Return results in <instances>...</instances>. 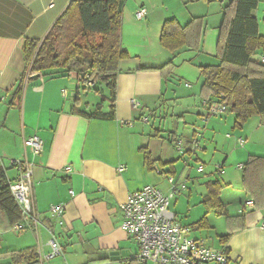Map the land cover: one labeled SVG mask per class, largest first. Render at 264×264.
I'll list each match as a JSON object with an SVG mask.
<instances>
[{
	"label": "crops",
	"instance_id": "0c3cea01",
	"mask_svg": "<svg viewBox=\"0 0 264 264\" xmlns=\"http://www.w3.org/2000/svg\"><path fill=\"white\" fill-rule=\"evenodd\" d=\"M70 1L0 0V167L5 168L8 180H14L18 168L12 160L23 158L26 152L32 163V196L38 215L36 224L28 221L23 231L16 232L0 210V264H137L134 255L138 252V244L122 228L120 205L131 192L147 184L168 194L169 175L177 183L185 184V189L170 199L169 209L177 222L191 229V237L202 238L208 246L224 249L229 264H264V206L255 207L253 198L242 185V167H238L250 155L264 157V114L250 117L241 128L234 127L235 116L230 111L222 116L209 115L208 105L217 98L204 97L200 92L199 66L207 63H202L201 56H193L192 49L171 52L159 42L165 20L174 18L184 25L192 17H202L203 33L199 49L195 51L210 52L216 57L222 7L229 0H220L219 15L212 25L207 18L205 21L207 11L201 13L200 9L189 15L183 14L181 21L174 15L168 17L170 8L166 0H153L150 9L140 3L132 5L133 19L144 27L146 35L129 43L128 40L136 38L135 34L126 32L125 37L121 26V46L129 56L118 65L113 119L89 118L78 113L77 108L86 113L94 110H82L76 105L77 87L73 103L68 105L69 93L62 89L68 80L62 82L50 76L28 80L21 96L11 98L13 88L25 70L24 40H42ZM190 1L196 0H183V3ZM261 2L264 0L259 1L253 14L258 31L263 34L264 15L259 19L258 13ZM139 8L146 10L142 19L135 16ZM183 51L186 56L195 57V63L191 58L176 61ZM263 55L259 51L252 58L259 60ZM169 60H172L173 68L166 77L155 69H142L160 66ZM70 74L80 79L75 73ZM176 76L188 81L183 83L187 91L179 93L174 87ZM85 84L100 87L91 81ZM102 97L101 111L108 112L110 99ZM167 102L172 103L174 109L170 114L171 130L164 134L156 125L169 116L159 112ZM173 119L177 121L176 132L180 122L190 124V129L182 128L178 136L173 131ZM199 120L201 128L195 125ZM32 134L42 140V149L37 154L23 145V138ZM238 138L244 140L242 145L237 143ZM193 139L197 145L193 144ZM233 146L235 150L232 151ZM195 148L201 154L197 155ZM145 151L154 161L152 169L147 168ZM216 152L221 157L212 172L219 178H208L206 182L217 180L222 185L220 197L225 214L208 212V226L200 227L193 224L201 215L198 219L185 216L182 220L179 214L183 212L179 201L183 205L186 203L190 211L192 189L200 190L191 182V173L186 169L189 159L185 157L195 156L205 164L202 154L208 157L206 160H214ZM217 165L221 166V173L216 169ZM67 166L69 171L65 170ZM119 167L123 170L119 171ZM200 183L198 180V185ZM196 196L202 203L201 192ZM58 203L64 204L62 225L49 210L51 205ZM199 209L201 214V207ZM196 229L208 231L206 235H200ZM226 234L227 241H220V236ZM52 238L60 243L62 255L46 258L51 251L49 240Z\"/></svg>",
	"mask_w": 264,
	"mask_h": 264
},
{
	"label": "trees",
	"instance_id": "16d2710c",
	"mask_svg": "<svg viewBox=\"0 0 264 264\" xmlns=\"http://www.w3.org/2000/svg\"><path fill=\"white\" fill-rule=\"evenodd\" d=\"M125 1L71 0L42 40L25 39L22 46L25 70L13 88L12 100L21 96L28 80L52 77L56 73L51 70L62 68L66 73H75L80 79L108 89V112L101 111L104 99L101 97L93 112L86 113L77 108L78 113L89 118H115L118 65L129 56L121 46ZM259 1L229 0L223 5L216 44L218 63L199 66L202 96L212 95L217 98L216 102L225 103L234 113L235 128H241L252 116L264 114V62L252 58L259 51L264 54V33H259L253 14ZM203 27L202 17H192L184 25L174 18L167 19L162 25L160 45L171 52L181 48L198 50ZM172 68V60H169L160 66L142 69H155L166 77ZM145 162L148 169L153 168L154 161L148 151H145ZM241 167L243 187L253 198L255 207L264 206V157L250 155ZM8 181L5 168L0 167V210L12 226L21 218V212ZM205 185L207 191L202 204L206 212L193 224L200 227L208 226V212L225 214L220 197L222 185L217 180L207 181ZM227 237L228 234L220 236V241H227ZM30 257L33 256L30 254Z\"/></svg>",
	"mask_w": 264,
	"mask_h": 264
},
{
	"label": "built area",
	"instance_id": "2783aa9c",
	"mask_svg": "<svg viewBox=\"0 0 264 264\" xmlns=\"http://www.w3.org/2000/svg\"><path fill=\"white\" fill-rule=\"evenodd\" d=\"M145 8H139L135 16L137 19L145 17ZM264 62V55L259 57ZM225 103L211 101L208 105L209 115L222 116L228 113ZM244 140L237 139L242 145ZM193 144L197 145L196 139ZM24 147H29L33 154L42 149V140L37 134L23 138ZM18 168L17 177L8 181V187L21 212V218L12 224V230L23 231L28 226V221L38 222V215L33 204L32 196V163L28 160L26 152L23 158L12 160ZM242 165H238L241 167ZM216 169L222 172L221 166ZM66 171L70 167L65 168ZM118 170H123L119 167ZM198 171L203 170L199 165ZM170 185L168 194H163L154 185L147 184L131 192L126 201L121 203L122 228L134 238L138 244V252L134 255L137 264H225L229 262L228 254L222 248L208 246L202 238L190 236L191 229L181 225L175 220V215L169 209L170 199L181 189L184 183H177L173 176H167ZM74 194L72 190L69 191ZM50 212L57 222L63 224L64 204L58 203L50 206ZM264 226V223H263ZM51 251L46 258L62 255L60 243L52 238L49 240Z\"/></svg>",
	"mask_w": 264,
	"mask_h": 264
},
{
	"label": "rangeland",
	"instance_id": "374dc122",
	"mask_svg": "<svg viewBox=\"0 0 264 264\" xmlns=\"http://www.w3.org/2000/svg\"><path fill=\"white\" fill-rule=\"evenodd\" d=\"M152 1L153 0H128L125 4V8L123 10V12H125V23L124 20L122 18V28H123V32H124V36L126 37V32H129L130 34H135L134 37L136 38H131L130 40L124 39L125 41H129V43H132L133 41L137 40V37H145L146 35V30L144 29V27H142L141 25L137 24L134 19H133V12L131 11V7L133 4L137 5L143 4L145 7H151L152 5ZM167 3L169 4V8L170 10L167 12L168 17H176L177 19H182L183 14L185 15H189V13L191 12H195L197 10L200 9L201 13H205L207 11V16L205 17V21L206 18L209 20V25H212L213 22L215 21V17H217L219 15V9H220V0H207L206 3H203L201 1L198 2L196 1H190V2H184L183 0H166ZM186 1V0H184ZM260 7L258 9V13H259V19H262L263 11H264V3H260L259 4ZM137 8V7H136ZM123 16V15H122ZM179 17V18H178ZM181 17V18H180ZM181 21V20H180ZM260 26H263V20L260 21ZM133 37V36H132ZM157 42V39H156ZM156 46H158V42L156 43ZM135 47V46H134ZM134 48H132L133 50ZM153 49V48H152ZM191 54H193V56H201V60L203 61L202 63H211V64H216L218 63V59L217 57H215L214 55H211L210 52H204V51H200L201 53H197L195 50L192 49V51H190ZM198 54V55H197ZM259 57V56H258ZM183 58H188V59H192V61L195 63L196 59L195 57L191 56H186V53L183 51L181 53V57L176 60V61H180ZM183 63V62H182ZM51 71H55V75L52 76V78L56 79V80H62V82H65L68 80V83L64 84L62 86V89H66L67 92L69 93L68 95V105H72L73 103V93L76 92V87L79 88L78 90V99L75 101L76 105L82 109V110H86V111H92L95 109V105L96 103H99L101 101V97L109 96L108 93V89L104 86V85H100V87L98 88V91L96 90L97 88L93 87V86H87L85 83L86 81L83 79H78L77 77H75L74 75L69 76V73H66V71L62 68L59 69H54ZM46 77V76H45ZM42 77H39L38 79L41 80ZM187 82V80L181 79L179 78V76H176L175 78V83L174 87H176L178 89L179 93H183L184 91H187V89H185V87L183 86V83ZM191 83V82H190ZM174 105L172 103H168L167 105H163L161 107V109L159 110V112H163L164 113H168L169 116L166 117V120L164 119V121L158 125H156V128L160 129L162 131V133L166 134L168 133V130H171L170 127V123L172 122L171 119V112L173 111L172 109H174L173 107ZM168 111V112H167ZM160 113V116H163ZM159 114V113H158ZM197 121V120H196ZM176 119H173V131L180 136V133L182 132V128H184V130H189L190 129V124L187 125L184 122H180L178 125V130L176 132L175 127H176ZM197 123V122H196ZM197 125L199 128H201V120L198 121ZM188 127V128H187ZM195 127V128H198ZM201 146V145H200ZM197 150V155L198 153L201 154V151L198 150L197 148H195ZM231 150H235V147H231ZM216 157L214 160H206L208 157H204L202 154V157L204 158V160L206 161L205 164H203L202 162L196 160L195 156L192 158H188L187 156L185 157L186 159H189V164H187V171H189L191 173V182H194L193 185L198 188L200 190L196 191L194 189H192V199L189 202V207H190V211H188V205L186 203H184V205L179 201V205L183 206V212H179V214L182 216L180 218H183L185 216H188L189 219H198V217H202V214L205 210V206L202 203H199V201H197V196L198 193L201 192V197L203 198V196L206 194V185L205 182L206 180L209 179H215L216 177L219 178V175L215 172H212L214 170V165H216V163H218V161L220 160L219 153H215ZM199 159L201 160V157L199 156ZM180 164H178L179 166ZM199 165H203L204 169L203 171H198L197 168ZM184 166V165H183ZM185 167V166H184ZM210 172V173H209ZM198 180L201 181L200 185H198ZM192 185V183H191ZM192 187V186H191ZM198 192V193H197ZM197 193V194H196ZM185 196V197H184ZM184 198H186L187 193L184 194ZM188 198V197H187ZM173 204L170 206L171 208L173 207ZM175 206V205H174ZM201 207V214H200V208ZM212 214V213H209ZM213 215V214H212ZM195 221V220H194ZM192 223V222H191ZM208 229H196L195 232H200V235H206L207 234ZM198 234V233H196ZM192 235V232H191ZM215 241V237L212 238ZM148 264H153L151 262H149Z\"/></svg>",
	"mask_w": 264,
	"mask_h": 264
}]
</instances>
